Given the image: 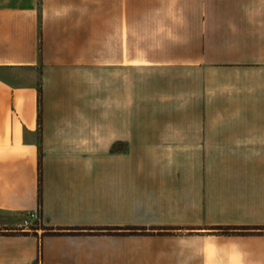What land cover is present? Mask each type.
I'll return each instance as SVG.
<instances>
[{
	"label": "crops",
	"instance_id": "1",
	"mask_svg": "<svg viewBox=\"0 0 264 264\" xmlns=\"http://www.w3.org/2000/svg\"><path fill=\"white\" fill-rule=\"evenodd\" d=\"M132 75L171 125L132 137ZM242 228L264 229V0H0V264H264Z\"/></svg>",
	"mask_w": 264,
	"mask_h": 264
},
{
	"label": "rangeland",
	"instance_id": "2",
	"mask_svg": "<svg viewBox=\"0 0 264 264\" xmlns=\"http://www.w3.org/2000/svg\"><path fill=\"white\" fill-rule=\"evenodd\" d=\"M139 81L137 75H132V112L131 127L132 137L134 133H141L145 127H156L155 125H171V114L144 113L142 110L153 109L148 106H140L139 99L145 103V100L139 98ZM159 127V126H157Z\"/></svg>",
	"mask_w": 264,
	"mask_h": 264
},
{
	"label": "built area",
	"instance_id": "3",
	"mask_svg": "<svg viewBox=\"0 0 264 264\" xmlns=\"http://www.w3.org/2000/svg\"><path fill=\"white\" fill-rule=\"evenodd\" d=\"M35 218H36V217H35L34 214H28V215H26V217H24V218L22 219L21 226H22L23 228H29V227L31 226V222H32V220L35 219Z\"/></svg>",
	"mask_w": 264,
	"mask_h": 264
},
{
	"label": "trees",
	"instance_id": "4",
	"mask_svg": "<svg viewBox=\"0 0 264 264\" xmlns=\"http://www.w3.org/2000/svg\"><path fill=\"white\" fill-rule=\"evenodd\" d=\"M132 230H135V229H132ZM239 230H245V231H247V230H264V229H249V228H242V229H239Z\"/></svg>",
	"mask_w": 264,
	"mask_h": 264
}]
</instances>
